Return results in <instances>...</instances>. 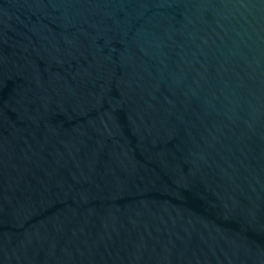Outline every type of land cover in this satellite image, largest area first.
<instances>
[{
    "label": "water",
    "instance_id": "obj_1",
    "mask_svg": "<svg viewBox=\"0 0 264 264\" xmlns=\"http://www.w3.org/2000/svg\"><path fill=\"white\" fill-rule=\"evenodd\" d=\"M0 264H264V0H0Z\"/></svg>",
    "mask_w": 264,
    "mask_h": 264
}]
</instances>
